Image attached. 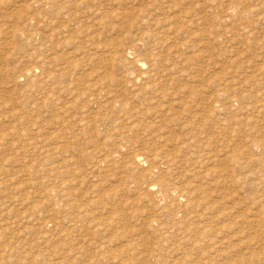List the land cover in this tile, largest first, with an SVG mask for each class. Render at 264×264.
I'll return each instance as SVG.
<instances>
[{
	"label": "rangeland",
	"instance_id": "rangeland-1",
	"mask_svg": "<svg viewBox=\"0 0 264 264\" xmlns=\"http://www.w3.org/2000/svg\"><path fill=\"white\" fill-rule=\"evenodd\" d=\"M0 264H264V0H0Z\"/></svg>",
	"mask_w": 264,
	"mask_h": 264
}]
</instances>
